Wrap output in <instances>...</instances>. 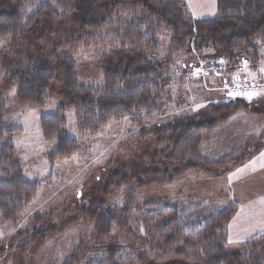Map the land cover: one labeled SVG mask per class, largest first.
<instances>
[{
  "label": "trees",
  "instance_id": "trees-1",
  "mask_svg": "<svg viewBox=\"0 0 264 264\" xmlns=\"http://www.w3.org/2000/svg\"><path fill=\"white\" fill-rule=\"evenodd\" d=\"M32 1L35 0H0L6 5L0 10V40L11 37L14 45L22 35L31 33L37 24L61 19L73 18L72 26L68 30L51 32L53 37L49 40V53L45 57H21L14 52L10 62L1 60L0 69L3 88L7 91L14 86V101L19 104L43 107L52 93L53 80L57 77L61 80L62 88L57 95L62 103L53 114L39 117L43 139L55 141L48 153L50 163L78 149L77 141L66 132V109L73 110L78 129L90 136L97 135L109 121L123 117L130 118L138 126L155 123L153 126H157V133L164 141L165 159L174 169L161 179L162 183L193 172L213 175L209 167L230 157L215 163L202 160L199 156L202 139L218 123L239 110L260 114L250 109V102L245 99L230 98L211 102L196 115L160 122L167 108L165 88L172 77L165 70L167 59H157L154 55L161 50L159 36L163 32L170 36L172 44L197 58L190 65L193 68L199 65L196 62L218 60L225 61L226 66L237 62L241 67L240 57L250 54L255 59L256 44H264V0H215L216 16L204 19L192 18L184 0H87L91 6H98V12L92 11L84 16H80V4L86 0H45L24 17L21 14L24 4ZM94 37L115 44L112 53L101 62V88L79 84L76 62L64 52H74L80 44L89 43ZM184 67L180 69L182 73ZM6 104L0 90V225L15 223L38 189L36 182L24 178L14 156L12 142L18 129L3 125ZM258 118L264 122L260 116ZM149 130L143 128L141 132L145 134ZM159 173L158 170H147L137 176L112 171L105 176L100 189L103 198L91 200L82 210L84 219L93 225L95 238L92 244H99L102 249L82 245L74 249L62 264H118L121 261L118 253L120 256L125 254L111 236L112 230L119 231L133 245L140 246V240L143 245L156 242V249L161 253L173 249L174 256H177L160 263L158 255L157 260L149 264H188L182 259L190 255L201 259L202 264H264V234L245 243L241 250L232 253L226 250L222 226L232 214L231 207L199 221L196 214L199 205L194 198L178 205L170 204L166 198L136 203L137 192L159 183L153 178ZM126 186L128 190L122 205L107 204L111 194ZM41 219L35 217L37 222ZM139 225L148 232L147 238L135 234V226ZM56 231L55 228L26 230L14 236L9 246L31 237L36 250ZM25 247L23 241L16 250L24 252ZM128 247L136 255L141 253V250ZM5 251L8 250L2 248L0 254ZM98 252L102 255L96 256Z\"/></svg>",
  "mask_w": 264,
  "mask_h": 264
},
{
  "label": "rangeland",
  "instance_id": "rangeland-1",
  "mask_svg": "<svg viewBox=\"0 0 264 264\" xmlns=\"http://www.w3.org/2000/svg\"><path fill=\"white\" fill-rule=\"evenodd\" d=\"M43 2L45 0L24 4L21 14L28 16ZM202 2L205 3V0ZM212 2L213 0H208L207 5H212ZM80 5V16L92 11L98 12V6H91L87 0ZM5 8L6 5L0 3V10ZM216 14V11L214 14L205 12L196 17L212 18ZM72 22L73 18H67L58 22L37 24L31 33L22 35L23 38H18L14 45L11 37L1 39L0 64L2 59L10 62L14 58V52L19 53L21 57H45L49 53V40L53 37L51 32L63 28L68 30ZM159 43L161 50L154 57L167 59L165 70L172 77L165 88L167 108L160 122L196 115L197 111L211 102L230 98L245 99L250 102V109L260 112L256 115L250 110H239L218 123L214 130L202 139L199 148L202 160L215 163L224 157L230 158L209 167L213 175L193 172L162 183L161 179H165L174 169L165 159L164 141L157 133V126H153L155 123L138 126L130 118L123 117L109 121L97 135L90 136L78 129L73 110L66 109V132L77 141L78 149L50 163L48 153L54 147L55 141L43 139L39 117L53 114L56 107L62 103L57 95V91L62 88L61 80L58 77L53 80L52 93L43 107L19 104L14 101L15 87L12 86L7 91L3 88V72L0 69V90L7 100L3 125L18 129L12 142L14 156L20 163L24 178L38 184L36 194L17 216L16 222L0 225V250H8L0 254V264H62L74 249L82 245H92V249L101 250V245L92 244L95 238L93 225L84 219L82 210L91 200L103 198L100 192L103 178L109 176L112 171L137 176L147 170L160 172L157 176L153 175L159 183L151 184L137 192L136 203L166 198L170 204L178 205L186 202L188 198H194L199 205L196 208L199 221H205L231 207L232 214L222 226L223 241L229 253L241 250L245 243L264 234V168L260 167L261 163H264L260 158V154L264 152V122L258 118L260 116L264 121V72L261 71V68H264V44H256L255 59L247 54V68H240L237 62L226 66V62L221 60L212 63L196 62L195 64L199 65L193 68L190 65L192 61H197V58L172 44L169 35L161 32ZM112 48H115V44L111 41L94 37L89 43L80 44L74 52L64 51L76 62L75 70L79 84L102 87L101 62L112 53ZM182 66H185L182 68L183 73L180 70ZM245 77L257 84L255 89L248 92L258 93L252 96L251 100L245 95H229L222 89V84L232 80L242 83L246 80ZM143 128L150 130L142 134ZM73 154L75 158H72ZM251 161H255V170L250 164ZM244 165L249 167L237 173V169ZM127 190L126 186L111 194L107 204L122 205ZM37 216L42 217L39 222L35 220ZM44 228H55L57 231L38 249H34L35 242L31 237L18 240L14 246H9L10 240L19 233ZM135 228V234L139 233V238H147L148 232L144 231L142 226ZM111 236L125 254L120 256L118 253V257H121L120 262L115 260L118 264H149L150 261L157 260L158 255L161 258L159 262L164 263L177 257L174 256L173 249L163 250V253L157 250L155 239L154 245H143L140 240L139 246L133 245L117 230H112ZM154 237L157 238L155 235ZM23 241L26 251L20 252L16 247L23 244ZM128 246L141 250V253L134 254ZM100 253L96 256L102 255ZM182 260L188 264H202L201 259L192 255Z\"/></svg>",
  "mask_w": 264,
  "mask_h": 264
},
{
  "label": "built area",
  "instance_id": "built-area-1",
  "mask_svg": "<svg viewBox=\"0 0 264 264\" xmlns=\"http://www.w3.org/2000/svg\"><path fill=\"white\" fill-rule=\"evenodd\" d=\"M246 58L241 57L240 58V65L244 66L246 63ZM203 72V70H201ZM257 84H255L253 81L245 80L244 82H239L238 80H232L229 83L222 84V89L226 91L227 93H236V92H245L248 93L255 89Z\"/></svg>",
  "mask_w": 264,
  "mask_h": 264
},
{
  "label": "crops",
  "instance_id": "crops-1",
  "mask_svg": "<svg viewBox=\"0 0 264 264\" xmlns=\"http://www.w3.org/2000/svg\"><path fill=\"white\" fill-rule=\"evenodd\" d=\"M185 1V7L186 10L189 14H191L193 16V18L195 19H203L200 17H196L202 14H205V12H207L208 14L213 13L215 8V3L213 5L208 6L207 2L208 0H205V3L202 2V0H192V6H190V0H184ZM206 6H208L207 8H205ZM241 74H243L242 72H240Z\"/></svg>",
  "mask_w": 264,
  "mask_h": 264
},
{
  "label": "snow or ice",
  "instance_id": "snow-or-ice-1",
  "mask_svg": "<svg viewBox=\"0 0 264 264\" xmlns=\"http://www.w3.org/2000/svg\"><path fill=\"white\" fill-rule=\"evenodd\" d=\"M214 3H215V0H213V4ZM190 6H192V0H190ZM211 14H214V12L211 13ZM245 63H247V62H245ZM261 71L264 72V68H261ZM257 94L258 93H255V92L250 93V94H248V93H241V92L229 93V95H245L247 97V99H249V100L252 99V96L257 95ZM72 158H75V154H73V157ZM260 158L262 160H264V152H262L260 154ZM250 164L253 165V170H255V168H254L255 161H251ZM248 167H249V165H244L242 168L237 169V173L243 172ZM260 167L264 168V163H261ZM233 175H235V173Z\"/></svg>",
  "mask_w": 264,
  "mask_h": 264
}]
</instances>
